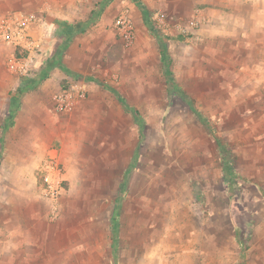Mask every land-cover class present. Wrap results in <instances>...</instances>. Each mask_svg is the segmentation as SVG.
<instances>
[{
  "label": "rangeland",
  "instance_id": "1",
  "mask_svg": "<svg viewBox=\"0 0 264 264\" xmlns=\"http://www.w3.org/2000/svg\"><path fill=\"white\" fill-rule=\"evenodd\" d=\"M252 5L260 12L250 17ZM124 8L136 33L129 44L115 29ZM22 11L51 27L26 81L8 65L24 52L0 40L6 233L21 243L31 217L20 186L34 181L41 194L42 165L58 146L53 118L63 114L55 95L76 79L88 96L64 112V264H264V54L238 58L217 29L220 14L254 18L264 38V0H91L67 27L48 9ZM162 12L202 25L163 35ZM53 77L56 89L44 85Z\"/></svg>",
  "mask_w": 264,
  "mask_h": 264
},
{
  "label": "crops",
  "instance_id": "2",
  "mask_svg": "<svg viewBox=\"0 0 264 264\" xmlns=\"http://www.w3.org/2000/svg\"><path fill=\"white\" fill-rule=\"evenodd\" d=\"M90 2L91 0H64L63 8L60 2H56V0H0V12L22 11L23 8L29 10L48 9L51 15L56 13L59 17H62L64 25L67 27V20L76 16L78 12L84 11ZM250 10L248 11L250 17L255 14L258 15L260 12L253 5ZM211 16V20L217 18L213 13ZM231 16L226 18L225 15L220 14V25L217 27L224 33L222 42L228 45V50L234 51L233 48H235L238 58L264 54V38L258 35L261 23L259 24V21L253 20L254 18L252 21L245 20L242 23L237 20L236 22V20L230 19ZM112 18L113 14H108L104 16L101 23H109ZM211 24L214 25L213 22ZM50 27L51 25H48V23L47 27L38 24L32 27L31 33L43 45L46 43L45 39L47 38L45 33ZM209 30L210 33H214L216 29L211 28ZM65 31L64 27V31L59 35L65 34ZM58 73L60 77H68L64 71ZM47 84L55 86L56 89L57 80L53 77L50 82L46 81L44 85L47 87ZM55 89L54 87L48 88V93H53ZM53 138L58 141V146L50 151L57 152L64 178V169L66 174L71 173L69 170L70 164L66 157L68 152H66L64 146V114L53 118ZM36 187L35 182L31 181L27 185L23 183L19 189L22 210H25L26 213L29 210L31 217L30 220L28 218H22L21 220L20 244L16 242V233H10L9 231V233H6L4 230L7 227L5 219L0 221V229L2 228L0 231V264H64V195L60 200L62 214L56 222H53L54 217L51 215V206L42 198Z\"/></svg>",
  "mask_w": 264,
  "mask_h": 264
},
{
  "label": "built area",
  "instance_id": "3",
  "mask_svg": "<svg viewBox=\"0 0 264 264\" xmlns=\"http://www.w3.org/2000/svg\"><path fill=\"white\" fill-rule=\"evenodd\" d=\"M47 23L33 11H13L0 16V40L19 49L24 54L13 52L9 55L8 65L11 72L24 81L37 67L41 42L36 39L31 29L35 25ZM158 30L163 35H188L202 25L198 17L189 20H176L166 12L158 14L155 20ZM115 29L127 44L136 37L130 10L124 8L120 11L115 22ZM88 96V84L83 80L73 79L63 85L54 99V109L59 113L73 112ZM64 178L62 166L57 152L49 153L42 165L41 196L51 206V215L55 218L60 213V200L64 195Z\"/></svg>",
  "mask_w": 264,
  "mask_h": 264
},
{
  "label": "trees",
  "instance_id": "4",
  "mask_svg": "<svg viewBox=\"0 0 264 264\" xmlns=\"http://www.w3.org/2000/svg\"><path fill=\"white\" fill-rule=\"evenodd\" d=\"M144 8V7H143ZM145 9V8H144ZM146 10V9H145ZM19 54H20V52H19ZM162 57H163V59H165L166 57H165V53H162ZM169 78H170V75H169ZM170 81H171V79H170ZM225 152H226V150L224 149L223 150V163H224V165H229V163H231L230 162V157L229 156H227L226 154H225ZM229 172L228 173H230V170H228Z\"/></svg>",
  "mask_w": 264,
  "mask_h": 264
}]
</instances>
